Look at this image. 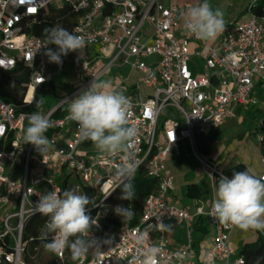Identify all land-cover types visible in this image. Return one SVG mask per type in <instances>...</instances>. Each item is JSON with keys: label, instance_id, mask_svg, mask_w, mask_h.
I'll list each match as a JSON object with an SVG mask.
<instances>
[{"label": "built area", "instance_id": "obj_1", "mask_svg": "<svg viewBox=\"0 0 264 264\" xmlns=\"http://www.w3.org/2000/svg\"><path fill=\"white\" fill-rule=\"evenodd\" d=\"M256 1L249 6L248 20L226 25L210 45L184 29L183 13L190 5L177 6L171 0H0V76L17 66L28 72L22 107L32 103L35 90L47 82L53 66L44 52L46 47L55 50L56 46H42L45 39L31 33L47 9L67 5L75 17L70 32L84 36L86 42L76 72L77 86L52 109L34 111H42L51 121L45 133L49 149L41 157L33 155L35 147L22 139L26 117L34 112L21 111L0 96V264H26L28 243L23 233L28 221L39 214L34 212L39 195L54 189L63 192L70 178L92 198L88 211L97 220L92 229L96 237L103 223L113 217L110 199L120 183L116 167L128 152L133 153L137 164L132 180L140 169L156 180L155 190L142 204L138 222L132 225L130 220L121 219L117 240L107 250L74 260L66 248L62 255L52 253L50 264H129L137 255L135 239L141 233L146 247L161 248L158 264H179L177 252L187 253L186 264H208L209 256L212 264H244L240 256H232L230 236L235 227L220 224L209 214L214 188L223 173L216 162L199 151L197 140L210 137L234 118L236 108L259 103L255 89L259 86L264 90V14L254 15ZM33 8L35 11L29 10ZM194 54L203 60L201 72L190 69ZM116 66L138 75L131 87H115L132 101L129 124L137 128L138 135L127 152L115 156L85 151L88 141L80 138L76 122L65 119V106ZM142 87L148 92L142 93ZM58 111L63 114L55 117ZM259 127L256 139L261 144L264 119ZM185 140L211 188L209 198L194 211L172 202L173 179L164 166L169 155L179 156V145ZM261 162L264 164V157ZM94 193L99 200L93 198ZM197 218H206L214 231L211 246H202V258H198L192 238ZM158 219L165 224L185 225L186 243L171 245L164 230L153 227ZM38 240L44 242L41 237Z\"/></svg>", "mask_w": 264, "mask_h": 264}, {"label": "clouds", "instance_id": "obj_2", "mask_svg": "<svg viewBox=\"0 0 264 264\" xmlns=\"http://www.w3.org/2000/svg\"><path fill=\"white\" fill-rule=\"evenodd\" d=\"M183 21L184 29L203 41L215 40L226 27L223 10L213 9L208 0L188 7L183 13ZM44 39L46 42L42 46H56L55 50L46 47L44 55L49 62L58 65H62L63 56L77 50L82 51L86 43L84 36L61 26L45 29ZM42 104L43 101L38 102L37 108L40 109ZM132 108L131 99L115 90L111 81L93 80L75 98L68 100L65 119L77 123L82 140L91 141L101 154L115 156L127 152L138 135L137 128L129 124ZM26 119L28 124L22 137L24 143L32 144L41 154L46 152L49 140L45 133L51 127L48 116L37 111ZM136 169L137 164L131 152L116 167L115 176L120 181L116 188L121 189V200L131 201L135 198L132 178ZM110 194L111 192L108 195ZM90 203L92 198L75 188L65 189L63 192L54 189L39 195L34 212L48 218L41 234L45 251L62 255L68 248L73 259L79 260L89 249H95L99 253L104 245H111V238L102 239L92 235L97 220L89 214ZM113 211L123 221L135 215L133 209L122 205H116ZM209 214L225 226H234L245 232H264V176H257L251 170L234 172L231 178L221 175L213 191ZM153 227L171 230L172 225L158 219ZM135 243L137 255L133 256L129 264H158V257L162 254L160 247H146L143 233L135 239ZM175 257L179 264H186L188 259L184 252L175 253ZM207 259L208 264H212V257Z\"/></svg>", "mask_w": 264, "mask_h": 264}, {"label": "trees", "instance_id": "obj_3", "mask_svg": "<svg viewBox=\"0 0 264 264\" xmlns=\"http://www.w3.org/2000/svg\"><path fill=\"white\" fill-rule=\"evenodd\" d=\"M254 15L260 17L264 14V0H257L256 6L252 9ZM75 17L71 12V9L67 5H63L60 9L56 10L54 8H48L45 12V16L41 19V22L32 27L31 33L39 38L44 39L45 29H50L55 26H61L68 31H71L74 25ZM229 24L227 26H231ZM29 81L28 72L23 71L22 67L17 66L11 72H4L0 76V96L1 98L9 103H13L19 107L21 111L34 112L37 109V103L43 101L44 98L50 97L54 99L57 104L62 100L60 94L50 81L47 82L35 90L34 99L30 105H23V98L26 93V87L24 84ZM63 113L58 111L55 117L61 116ZM201 138L197 140V144L200 145ZM262 156H264V142L259 144ZM179 156L176 158L178 165H194L195 161L191 156L190 148L188 142L185 140L179 145ZM213 160V159H212ZM214 161V160H213ZM215 162V161H214ZM248 170L243 164H238L232 168L221 170L223 175L232 177L234 172ZM135 190V198L131 201L121 200V189L118 188L115 194L110 199L113 209L116 205H122L124 207H129L133 209L135 215L129 219L132 225L138 222L140 216V210L145 198L151 194L156 188V180L146 176L144 169L138 170L135 178L132 180ZM218 183V182H217ZM88 195V194H87ZM187 195L189 198H199L201 193L196 185H191L187 188ZM47 217L40 214L34 215L27 223L24 233L23 240L28 243V252L24 256L26 264H32L30 261V256L33 255L34 249L43 246L44 242H40L38 239L44 231V222L47 221ZM121 217L116 215L113 211V217L105 223H103V228L97 231V234L104 238V233L107 231H112L117 233L121 226ZM207 225H209L206 218H197L193 225V237L194 240L198 239L200 236H204L208 233ZM117 237L114 238L111 245L107 249L112 247L116 242ZM105 249V250H107ZM52 254V253H51ZM244 264H264V236H262L257 231V238L252 241L245 243L239 253Z\"/></svg>", "mask_w": 264, "mask_h": 264}, {"label": "rangeland", "instance_id": "obj_4", "mask_svg": "<svg viewBox=\"0 0 264 264\" xmlns=\"http://www.w3.org/2000/svg\"><path fill=\"white\" fill-rule=\"evenodd\" d=\"M191 1H192L191 2L192 6L202 2V0H191ZM234 1H238V0H208V2L210 3L213 9L220 8L223 10L225 21H232V22L237 19H240V16L238 15L236 8L241 7L243 4L245 6L248 5L250 0H246V2L245 0H240V3H237L236 7L232 9L230 6L233 4ZM171 2L174 3V0H171ZM168 3L169 2H165L166 5ZM191 50L194 51L195 49L192 48ZM81 57H82V53L79 50H77L76 52H70L67 56L62 57V61H63L62 65H58L54 63L53 67L49 69L47 76L54 85L57 94H63V95L66 94V89L68 88L69 83L74 81L76 78L74 72L80 67ZM203 67L204 66L202 65L201 62H196L197 70H202ZM190 69H193L192 64H190ZM119 71H120L119 69L112 68L104 76V80L111 81L112 86H115V82L113 78L114 77L116 78L118 75H120ZM256 89L262 94H264V90H261L259 86H257ZM141 91L142 93L148 92V90H146L144 87L141 88ZM262 94L259 97L260 100L257 106L240 108L241 109L240 112H238L239 110L238 111L236 110L235 117L233 119H230L224 127H221L220 135L216 138V142L213 145H211L213 152L222 150L220 152V154L222 155L221 160L226 156L228 152H231L233 154L235 153L240 158L247 157L249 159L248 167L253 173L258 172L260 166V158H261L260 149H259L260 146L257 142L256 134L260 129L259 121L264 119V95ZM54 103H55L54 99L50 97L44 98L41 107L43 109V112L45 113L46 111L52 109L56 105ZM162 120L160 121L162 122ZM211 146L209 144V148H207L208 147L207 144H204L203 142V144L199 148V151L206 156H211V148H210ZM94 149L96 148L91 147L88 149V151L94 152L93 151ZM46 152L41 154L36 149H34L33 155L37 157H41ZM171 157L172 156L169 155V158ZM219 161L217 163H220ZM196 166H194L192 170L193 179L197 184V187L201 193V197L209 198V194L211 192L209 180L203 176L201 171H199V168ZM59 175L60 174H56L55 178L60 180ZM71 188H75L79 192L83 193L81 188H77L76 186H74L73 178H70L67 189H71ZM93 198H95L96 200L100 199V197H98L96 193L93 194ZM175 205L178 207H183V203L180 201L179 203H175ZM209 228L211 229L212 226L210 225ZM247 232H249L250 234H255L254 233L255 230H249ZM178 235H181V232L180 233L178 232L177 236ZM104 236H105L104 238H111V240L113 241L114 238L117 237V233L109 230L104 233ZM96 237L102 238L97 233H96ZM165 239L167 241H170V237L168 235L166 236ZM242 245H243L242 242H238L235 246V250H236L235 252H238ZM107 248L108 246L104 245L101 251ZM94 254H97V251L95 249H89L87 255H94ZM29 259L32 262V264H50L52 260V254L50 252L45 251L44 247L41 246L38 251H34L33 255L30 256Z\"/></svg>", "mask_w": 264, "mask_h": 264}, {"label": "crops", "instance_id": "obj_5", "mask_svg": "<svg viewBox=\"0 0 264 264\" xmlns=\"http://www.w3.org/2000/svg\"><path fill=\"white\" fill-rule=\"evenodd\" d=\"M252 1L253 0H250L248 5H246V6L243 4L241 7L236 8L238 15L240 16V19H237L233 22L232 21H225L226 25L234 24L237 21L248 20L250 18L249 6L252 3ZM191 2H192L191 0H174V4H176L177 6L189 4L191 7L192 6ZM245 2H246V0H245ZM237 3H240V0L234 1L230 7L232 9L235 8ZM241 18H243V19H241ZM216 40H217V38L215 40H212V41H207V43L211 45V44H214L216 42ZM195 47H196L195 44L191 45V49L192 48L195 49ZM193 52H195V50ZM195 61L201 62L203 65V60L200 58V56L194 54L191 57V61H190V64H192V66H193L192 71L193 72H201L203 69L197 70ZM113 68L120 70L119 71L120 75H118L116 78L115 77L113 78V80L115 82V86H113L114 89L117 86L131 87L134 84L135 80L138 78V75L135 72H132L127 68L118 67V66L113 67ZM77 70L74 72L76 78L74 81L69 83V86L66 89V94H64V95L60 94L62 99L65 98L68 94H70L73 91V89L77 86V75H76ZM48 79H49V77H48ZM101 81H104V77L101 79ZM255 93L259 97L262 94L257 89H255ZM262 95H264V94H262ZM65 110H68V104L65 106ZM236 110L237 111L239 110L238 112L241 111L240 108H236L235 112H236ZM228 121L222 127H224L228 123ZM220 133H221V128L219 130H217L216 132H214L208 138L198 137V139L201 138L200 145H198V148L201 147L203 142H204V144H207V146H208L207 148H209V144H210V146L213 145L216 142V138L220 135ZM91 147H95L91 141H88L86 144H84V150L85 151H88V149ZM210 148H211V156H209V157H211V159H213L216 163L220 160L219 161L220 163H217V164L219 165V168L221 170L232 168L238 164H243L244 166L247 167L248 170H250L248 167L249 159L247 157H241L240 158V157H238L237 154H235V153L233 154L231 152H228L226 154V156L221 160L222 155L220 154V152L222 150L221 151L218 150L216 152H213L212 146ZM93 151L97 152L98 150L94 149ZM89 152H92V151H89ZM260 154H261V151H260ZM262 157H264V156H262V154H261L260 166H259L258 172L254 173L257 176H260V174L264 173V164H262V162H261ZM195 164L197 165L196 162H195ZM195 164L192 166L188 165V164L178 165L176 158L174 156H172L171 158H169V156H168L164 162L165 173L168 174L169 176H171L173 179V190L170 193L172 202L173 203H179V201H180L183 203V208H187L190 211H194L196 205H200L201 203H203L207 199V198L201 197V195L199 198H189L187 195V188L189 186H191V185L197 186V184L195 183V180L193 179V173H192L193 167L196 166ZM196 167H198V165ZM199 171H200V169H199ZM167 224L172 225L171 230H164V234H165L164 237L166 238L167 235L170 237V241H168V242L173 246L185 244L187 241V229H186L185 225H182V224L181 225H175V224H171V223H167ZM209 226H210V224L207 225L208 233L204 236L198 237V239H196V240H194L195 236L193 237L194 233H192L193 244H194L195 250L197 251L198 258H202L203 251H204L202 246H204L205 248H208L211 246L214 231H213V228L210 229ZM178 232L179 233L181 232V235L177 236ZM254 233L255 234H250L249 232L242 231L237 227L234 228V230L232 231L231 236H230V241H231L232 250H233L232 251L233 257L238 256V253L240 251L239 250L238 252H235L236 251L235 250L236 244L238 242H242V244L244 245L245 243L254 241L257 238V231H255Z\"/></svg>", "mask_w": 264, "mask_h": 264}, {"label": "snow or ice", "instance_id": "obj_6", "mask_svg": "<svg viewBox=\"0 0 264 264\" xmlns=\"http://www.w3.org/2000/svg\"><path fill=\"white\" fill-rule=\"evenodd\" d=\"M30 11H35V9L33 8V9H29Z\"/></svg>", "mask_w": 264, "mask_h": 264}, {"label": "bare ground", "instance_id": "obj_7", "mask_svg": "<svg viewBox=\"0 0 264 264\" xmlns=\"http://www.w3.org/2000/svg\"><path fill=\"white\" fill-rule=\"evenodd\" d=\"M29 96H30V93H29V95H28V98H29Z\"/></svg>", "mask_w": 264, "mask_h": 264}]
</instances>
